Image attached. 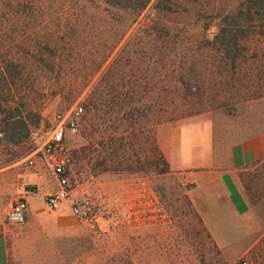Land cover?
Masks as SVG:
<instances>
[{"label":"rangeland","instance_id":"374dc122","mask_svg":"<svg viewBox=\"0 0 264 264\" xmlns=\"http://www.w3.org/2000/svg\"><path fill=\"white\" fill-rule=\"evenodd\" d=\"M36 1L29 11L0 0V232L9 264H264V158L238 171L258 228L224 247L192 209L185 172L152 164L160 121L205 114L220 162L232 140L264 128L260 0L249 8L239 5L248 0H144L137 9ZM72 104L83 111L67 135L71 194L95 203L85 221L68 200L67 214L53 217L58 207L43 199L54 186L49 171L24 161L52 113ZM21 182L36 212L11 223L5 210Z\"/></svg>","mask_w":264,"mask_h":264},{"label":"crops","instance_id":"0c3cea01","mask_svg":"<svg viewBox=\"0 0 264 264\" xmlns=\"http://www.w3.org/2000/svg\"><path fill=\"white\" fill-rule=\"evenodd\" d=\"M156 145L171 171H184L187 199L204 230L218 247L241 240L258 228L256 214L242 189L238 171L264 158V128L232 140L223 162L214 153L212 125L205 114L165 120L153 127ZM26 196L27 210L37 204ZM53 217L65 215L58 206ZM0 264H9L6 238L0 232Z\"/></svg>","mask_w":264,"mask_h":264},{"label":"built area","instance_id":"2783aa9c","mask_svg":"<svg viewBox=\"0 0 264 264\" xmlns=\"http://www.w3.org/2000/svg\"><path fill=\"white\" fill-rule=\"evenodd\" d=\"M83 109L80 104H72L51 115V124L43 142L25 157V164L35 167L37 163L50 173L54 186L45 192L43 199L49 208H57L68 200L69 211L79 220H90L95 214V203L88 194L72 195L73 181L69 176L70 155L66 145L68 133L77 130ZM27 210L26 189L21 182L17 195L12 198L5 210V219L20 223ZM244 264L245 261H242Z\"/></svg>","mask_w":264,"mask_h":264},{"label":"trees","instance_id":"16d2710c","mask_svg":"<svg viewBox=\"0 0 264 264\" xmlns=\"http://www.w3.org/2000/svg\"><path fill=\"white\" fill-rule=\"evenodd\" d=\"M22 1H23L24 8L28 9L29 11L36 10L39 7L36 0H22ZM104 1L105 2H108L110 4L116 3V5L121 6L122 9H125V8L137 9V8H139L144 3V0H104ZM119 3H122V4H119ZM245 4H246V7L249 8V7H251V5H253V2L250 1V0H248V2L246 1L244 3H240L239 5L241 7V6H244ZM259 5H260V8L262 10H264V0H260L259 1ZM129 19H130L129 20L130 21L129 24L127 25V27L124 30L121 31V33L119 34V37H118V39H117L116 42H118L124 36L126 30L129 28V26L131 25V23L134 21L135 17H132V18H129ZM248 21H250V20H247L246 22H243V23H245V24H248L249 23V25H253V23H255L254 20H251L250 22H248ZM262 25H264V23ZM146 32L149 34L148 31H146ZM139 52H141L143 55H145V53H143V50H140ZM141 53H139V54H141ZM99 103H101V102H100V95L98 94V95H96L94 97V99H90L88 105H89L90 109L94 110V109H97V104H99ZM9 116H10V114L7 113V117H9ZM99 141H96V143H99ZM152 150L154 151V153L156 155L159 156V160L158 161L153 160L152 164L154 166H156V167H158V164L159 165L161 164V166H159L157 168L160 172H169V171H171L168 168V165H167V162H166L165 158L163 157L162 153L158 149L154 138L152 139ZM242 185L244 186V189H245V191L247 193L249 191V188L243 182H242Z\"/></svg>","mask_w":264,"mask_h":264}]
</instances>
